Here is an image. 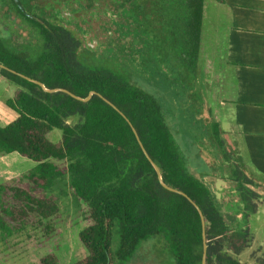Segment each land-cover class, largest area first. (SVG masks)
Masks as SVG:
<instances>
[{"label": "trees", "instance_id": "16d2710c", "mask_svg": "<svg viewBox=\"0 0 264 264\" xmlns=\"http://www.w3.org/2000/svg\"><path fill=\"white\" fill-rule=\"evenodd\" d=\"M151 1L159 33L187 37V53L194 64L203 0ZM43 2L36 8H42ZM13 6L37 28L39 40L17 51L0 34V64L5 66H0V77L16 86L13 96L6 100L16 117L0 125V154L17 152L36 162L22 175L34 189L46 191L66 178L75 199L86 205L90 223L79 232L86 255L70 264L124 263L142 241L154 235L166 242L173 264H201L197 209L183 195L160 184L132 127L158 166L162 180L186 193L202 211L206 264H242L238 256L253 240L249 217L256 211L259 196L249 188L250 179L235 168L241 216L231 221L225 212L235 211L221 209L214 200L183 144V126L180 132L173 128L157 94L136 83L124 68L99 54H89L66 28L39 23L15 2ZM163 17H168V22ZM20 74L80 97L95 93L86 101L78 100L64 91L47 92ZM69 119L74 121L68 123ZM54 128L61 131L56 142L47 137ZM211 131L216 145L224 149L217 122L212 123ZM224 159L229 160L227 154ZM4 191L12 202L1 206L6 217L0 215V239L2 233H12L14 224L23 227L31 218L49 220L59 212L58 200L52 196L37 195L17 184H0V194ZM40 264L60 262L55 254L47 253ZM254 264H264V248Z\"/></svg>", "mask_w": 264, "mask_h": 264}, {"label": "flooded vegetation", "instance_id": "af4514ba", "mask_svg": "<svg viewBox=\"0 0 264 264\" xmlns=\"http://www.w3.org/2000/svg\"><path fill=\"white\" fill-rule=\"evenodd\" d=\"M18 1L24 14L44 25L50 22L66 28L89 54H99L124 68L139 85L173 93L181 108L183 130L188 129L193 144H214L224 159L225 150L216 145L211 131L212 123L217 121L197 87L201 75L197 58L194 64L190 63L187 37L171 36L167 31L159 33L151 0H43L42 8H36L41 0ZM13 2L17 4L16 0H0V24L6 35L0 34L11 47L21 51L26 45L37 43L39 34ZM163 20L168 22L169 18ZM88 34L91 42L85 38ZM188 104L194 109L190 110ZM212 157L217 161L216 154Z\"/></svg>", "mask_w": 264, "mask_h": 264}, {"label": "crops", "instance_id": "0c3cea01", "mask_svg": "<svg viewBox=\"0 0 264 264\" xmlns=\"http://www.w3.org/2000/svg\"><path fill=\"white\" fill-rule=\"evenodd\" d=\"M211 15H215L216 21H212ZM219 28H222L220 32ZM206 35L214 36L215 43L211 47L217 48L223 71H218L217 65L206 63ZM196 58L198 73H204V77L199 75L197 80L204 104H207L206 82L213 81L221 90L219 92H222L221 98L219 95L221 109L215 121L219 123L223 147L229 160L217 162L212 156L217 150L221 152L219 148L215 150L211 143L194 145L190 133L180 128L183 144L192 156L191 163L211 190L217 204L223 210L235 211L234 214L225 212L228 218L233 216L238 219L241 216V204L233 179L235 168L250 179L248 186L259 195L256 211L250 215V219L257 215L260 208H264V125L260 124L264 121V0H203ZM166 92L176 102L173 93L168 90ZM162 102L165 108L178 110L180 115L178 103L176 109L175 105ZM229 105L233 108H228ZM203 158L212 159L211 163L207 159L204 161L210 164V170L202 168ZM220 167L222 173L217 171ZM252 173L257 175L258 180L251 176ZM250 226L251 229L254 227L251 222Z\"/></svg>", "mask_w": 264, "mask_h": 264}, {"label": "rangeland", "instance_id": "374dc122", "mask_svg": "<svg viewBox=\"0 0 264 264\" xmlns=\"http://www.w3.org/2000/svg\"><path fill=\"white\" fill-rule=\"evenodd\" d=\"M211 18L212 21H216L215 15H211ZM2 27L3 26L0 24V32L1 34L6 35L1 29ZM221 29L222 28H219V32ZM88 37L90 39L91 34H88ZM204 40L206 41L204 43L206 63L208 62L211 66L217 65V70L219 71L220 69V71H223L224 66L219 60L218 50L215 47L212 48L213 46L211 47V44L214 45L215 43L214 36L206 35L204 36ZM90 60L93 61L91 55ZM201 75L203 76L204 73H201ZM204 86L206 87V105L208 109H210L212 117L216 119V117L219 116V111L221 109L219 95L221 98L222 92H219L221 90H218L217 85L213 81L210 83L206 82ZM146 87L151 92L158 94L162 101L168 102L172 105L173 99L168 95L164 88L160 87L157 89L149 86ZM15 88L16 86L14 84L7 82L0 77V125L10 122L16 117V114L9 110L6 105L7 98L13 96ZM174 100L178 103L175 96ZM188 108L190 110L194 109L193 105L190 104H188ZM228 108L231 109L233 106L229 105ZM171 109L166 108L168 117L173 128L180 132V127L182 125L181 120H183V118L181 114H175L174 112L176 111ZM72 121L74 120H67L68 123H72ZM260 124L264 125V121ZM239 130L241 131L240 128ZM185 131L187 134L189 133L188 129H185ZM60 136L61 131L56 128L52 129L47 134V137L54 142L58 141ZM218 152L219 151L217 150V162L223 161L222 154ZM206 159L207 158H203L202 164H200L202 168L204 166V168L210 170V164L204 162ZM207 161H209V163L213 162L212 159L211 161L207 159ZM58 163L62 165L61 162ZM35 164V161L28 159L17 152L0 154V184H17L28 187V189L33 190L37 195L46 194L52 196L58 200L59 212L49 220L41 219V221H39L31 218L23 225V227H20L19 224H14L18 229L12 225L14 229L10 235L2 233L0 239V264H40V258L47 253L55 254L59 259L60 264H70L86 255V250L79 240V232L90 223V218L87 216L86 205L75 199L66 178L62 179L46 191L41 188L34 189L33 186H31V183L24 179L22 175L30 171ZM226 168L229 167L226 166ZM217 171L222 173L223 169L220 167ZM215 174L217 175L218 172H215ZM251 176L254 179H257L255 173H252ZM11 202L8 192H1L0 215L4 218L6 216L1 211V206L8 205ZM261 209L262 208L258 210L256 216L250 218L251 225H254V227L252 226L253 240L251 241L250 246L243 249L238 256L242 264H254L257 256L261 255L263 251L264 208L263 210ZM230 218L233 221L235 220L233 216ZM113 248L114 250L116 248L115 242H113ZM121 264H173V259L164 239L160 235H154L147 240L142 241L130 260Z\"/></svg>", "mask_w": 264, "mask_h": 264}, {"label": "water", "instance_id": "95a60500", "mask_svg": "<svg viewBox=\"0 0 264 264\" xmlns=\"http://www.w3.org/2000/svg\"><path fill=\"white\" fill-rule=\"evenodd\" d=\"M17 4L21 7L22 5L20 4V2L18 0H16ZM86 40H89V37L88 36H85ZM90 42H91V38H90ZM93 44H95V42H93ZM1 67H5L3 66L2 64H0ZM11 70V69H10ZM12 72H15L14 70H11ZM21 76L29 79V80H32L34 81L35 83L39 84L45 91L47 92H54V91H64L66 93H68L69 95H71L72 97H74L75 99H78V100H82V101H86L90 98V96L92 94L95 93V91H91L86 97H80L78 95H75L74 93L70 92L69 90L65 89V88H48V87H45L40 81L38 80H35V79H32V78H29L23 74H20ZM156 94V93H155ZM105 102H107L109 105H111L113 108L117 109L118 108L110 101L108 100L107 98L103 97L102 95L98 94ZM172 104L175 105L174 107L177 109L178 105H177V102H174L172 101ZM119 111V110H118ZM178 111V110H177ZM176 111V114H178V112ZM121 114H123L121 111H119ZM124 116V115H123ZM132 127V126H131ZM132 130L135 134V137L137 139V142L141 148V150L143 151V153L145 154V156L148 158V160L150 161L151 165L153 166L156 174H157V177H158V180L160 182V184L170 190V191H173V192H176V193H179L181 195H183L187 200H189V202L197 209L198 213H199V216H200V220H201V235H202V261H201V264H206L205 262V255H206V250H207V243H206V235H205V221H204V216L202 214V211L200 210V208L198 207V205L186 194L184 193L183 191L181 190H178L176 188H173L169 185H167L161 178V173H160V170L158 168V166L153 162V160L150 158V156L148 155L147 151L145 150L143 144L141 143L140 141V138L138 136V133L137 131L135 130V128L132 127ZM251 188V187H249ZM253 189V188H251ZM254 190V189H253Z\"/></svg>", "mask_w": 264, "mask_h": 264}]
</instances>
